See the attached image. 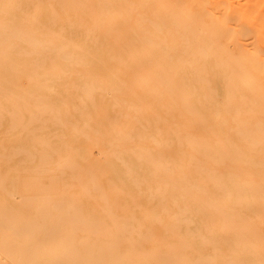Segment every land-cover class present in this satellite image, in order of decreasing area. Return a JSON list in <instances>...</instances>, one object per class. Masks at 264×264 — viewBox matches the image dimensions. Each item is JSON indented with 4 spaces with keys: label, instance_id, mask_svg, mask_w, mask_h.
I'll return each instance as SVG.
<instances>
[{
    "label": "bare ground",
    "instance_id": "1",
    "mask_svg": "<svg viewBox=\"0 0 264 264\" xmlns=\"http://www.w3.org/2000/svg\"><path fill=\"white\" fill-rule=\"evenodd\" d=\"M0 264H264V0H0Z\"/></svg>",
    "mask_w": 264,
    "mask_h": 264
}]
</instances>
